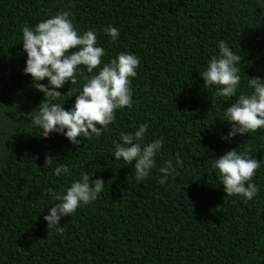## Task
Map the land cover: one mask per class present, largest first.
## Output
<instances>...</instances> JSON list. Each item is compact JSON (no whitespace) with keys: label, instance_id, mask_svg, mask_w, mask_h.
I'll return each instance as SVG.
<instances>
[{"label":"trees","instance_id":"obj_1","mask_svg":"<svg viewBox=\"0 0 264 264\" xmlns=\"http://www.w3.org/2000/svg\"><path fill=\"white\" fill-rule=\"evenodd\" d=\"M257 2L0 0V264H264V129L221 139L229 128L224 109L253 91L248 78L264 80V8ZM61 12L79 32L95 30L105 49L92 74L121 52L140 58L132 106L115 111L109 131L78 145L62 134L43 138L29 124L44 100L23 72L21 29ZM109 26L119 31L116 40L105 34ZM219 40L240 57L232 97L216 95L199 75ZM79 68L77 83L58 89L54 102L64 109L91 75ZM142 122L146 142L163 138L143 178L134 162L111 157L113 141ZM234 148L260 164L250 200L225 194L212 167ZM165 162L167 176L159 171ZM65 166L68 174H54ZM84 173L90 183L104 181L102 192L61 218L62 233L48 230L43 216L52 193L64 194Z\"/></svg>","mask_w":264,"mask_h":264},{"label":"clouds","instance_id":"obj_2","mask_svg":"<svg viewBox=\"0 0 264 264\" xmlns=\"http://www.w3.org/2000/svg\"><path fill=\"white\" fill-rule=\"evenodd\" d=\"M257 7L264 8V0H258ZM104 31L112 40L119 37L115 27L109 26ZM21 32L22 51L26 54L23 72L30 76L35 89L43 93L44 103L32 110L29 123L39 127L41 137L47 138L50 133L62 134L69 143L78 145L84 139L109 131L108 126L114 122L115 111L132 106L130 84L137 75L140 64L138 56L121 52L92 74L102 64L105 49L98 45L95 30L79 32L73 27L68 14L63 12L32 27L24 26ZM217 48L218 53L207 61L199 75L203 86H215L216 95L232 97L241 81V69L237 67L240 57L224 40L217 42ZM81 65L91 75L73 90L72 95L76 94L74 102L70 108L64 109L62 104L54 102L61 96L58 89L65 82L77 83L76 75ZM45 78L47 83H41ZM247 83L253 91L240 94L224 109L223 121L229 123L226 136L221 137L225 141L264 129V80L254 76L248 78ZM148 129V123L142 122L134 131L122 132L119 142L113 141L111 153L112 159H122L125 165L134 162L135 174L141 178L155 166V157L163 148V138L145 141ZM46 160L52 159L46 157ZM212 167L225 194L241 195L246 200L256 195L257 189L251 179L260 164L254 158L234 148L217 156ZM53 171L59 176L61 173L68 174L69 168L57 167ZM159 171L167 176L172 168L165 162ZM90 175L84 173L79 180H74L64 194L52 193L53 203L43 216L48 230L62 233L61 218L69 217L81 205L98 198L104 181L97 178L90 183Z\"/></svg>","mask_w":264,"mask_h":264}]
</instances>
